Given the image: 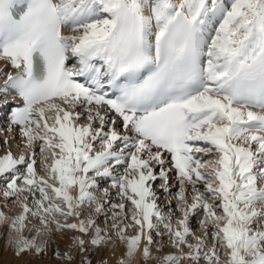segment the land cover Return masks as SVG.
Masks as SVG:
<instances>
[{
    "label": "snow or ice",
    "instance_id": "snow-or-ice-1",
    "mask_svg": "<svg viewBox=\"0 0 264 264\" xmlns=\"http://www.w3.org/2000/svg\"><path fill=\"white\" fill-rule=\"evenodd\" d=\"M4 109L16 258L264 264V0H0Z\"/></svg>",
    "mask_w": 264,
    "mask_h": 264
},
{
    "label": "bare ground",
    "instance_id": "bare-ground-1",
    "mask_svg": "<svg viewBox=\"0 0 264 264\" xmlns=\"http://www.w3.org/2000/svg\"><path fill=\"white\" fill-rule=\"evenodd\" d=\"M5 240L6 239L0 237V264H24V261L27 260H32V264H59V262L52 257L51 250H49V254L47 257H44L42 260L39 261L34 260L29 256L21 257L18 259L12 255L10 249L6 248ZM122 252H123V246H117L114 252L108 250L97 252L95 254L94 259H99L101 255H103L105 258L109 260V264H116V261L120 258Z\"/></svg>",
    "mask_w": 264,
    "mask_h": 264
},
{
    "label": "rangeland",
    "instance_id": "rangeland-1",
    "mask_svg": "<svg viewBox=\"0 0 264 264\" xmlns=\"http://www.w3.org/2000/svg\"><path fill=\"white\" fill-rule=\"evenodd\" d=\"M6 122H4L1 126H0V129H3L5 126H6ZM3 132H0V145H2L3 144V140H2V136H3ZM15 136H17L16 137V140L18 141L19 139H20V137H19V133H18V130L16 131V133H15ZM19 138V139H18ZM12 147H13V149L15 150V143L13 142V145H12ZM0 237H2V238H4V239H7V237L6 236H0ZM6 241V240H5ZM12 253V252H11Z\"/></svg>",
    "mask_w": 264,
    "mask_h": 264
}]
</instances>
